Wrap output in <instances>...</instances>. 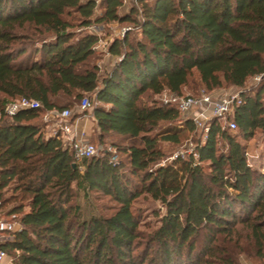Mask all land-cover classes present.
Returning a JSON list of instances; mask_svg holds the SVG:
<instances>
[{"label": "trees", "instance_id": "obj_1", "mask_svg": "<svg viewBox=\"0 0 264 264\" xmlns=\"http://www.w3.org/2000/svg\"><path fill=\"white\" fill-rule=\"evenodd\" d=\"M123 3L102 0L96 15V0H0V214L21 226L0 246L16 264H264V171L244 142L264 131V0H138L128 14ZM112 22L132 28L102 74L101 37L87 28ZM225 86L242 95L237 132L213 118L197 157L162 164L163 143L198 129L158 97ZM86 94L102 149L78 160L43 117ZM20 97L42 105L6 114ZM81 192L113 211L81 218ZM143 195L165 208L147 233L134 208Z\"/></svg>", "mask_w": 264, "mask_h": 264}, {"label": "built area", "instance_id": "obj_2", "mask_svg": "<svg viewBox=\"0 0 264 264\" xmlns=\"http://www.w3.org/2000/svg\"><path fill=\"white\" fill-rule=\"evenodd\" d=\"M96 1L99 3L101 0ZM125 31L126 29H124L123 34L126 33ZM257 78L261 79L262 76H257ZM161 99L165 103L176 105L182 115L186 119H191L205 137L210 130V121L213 118L220 119L224 128L227 127L231 131L237 129V123L233 117L237 106L242 103L240 91L225 93L221 96H214L205 90H202L198 95L188 94L181 96L166 93ZM41 105L40 101L33 98L20 97L10 101L4 111L8 115H15L21 110L38 108ZM77 107L82 112L89 111L93 108V101L89 96H85ZM1 114L2 111L0 110V117ZM44 119L47 122H54L53 131L48 136H55L62 140L65 146L70 147L74 151L78 160L99 155L102 147L91 142L86 132L82 131L79 133L78 118H74V111L71 108L48 111ZM195 149L188 154L184 152L175 153L171 161L179 156L186 159L192 153L197 157ZM165 163L163 162L162 164ZM20 229L21 226L18 223L12 224L0 214V241L13 240L15 238L14 233ZM15 259V256L9 254L7 250L0 246V264H16Z\"/></svg>", "mask_w": 264, "mask_h": 264}, {"label": "rangeland", "instance_id": "obj_3", "mask_svg": "<svg viewBox=\"0 0 264 264\" xmlns=\"http://www.w3.org/2000/svg\"><path fill=\"white\" fill-rule=\"evenodd\" d=\"M102 0L97 5L96 15H99L102 13L103 8L101 6ZM134 5H139L138 0H124L123 7L121 11L123 13H130L131 9ZM132 28L127 23H119V22H112V23H98L93 24L92 26H89L87 28L88 31H91L93 33L98 34L101 39L97 46V53L100 56L98 60V64L101 67V73L106 74L107 67L109 64H113V61H117L119 57L113 58L111 61H106L105 56L107 51H109V46L112 43V41L119 37H124L125 34H123L124 29L129 30ZM109 68V67H108ZM262 79L257 78V76L250 77L246 83V87H254L258 85L261 82ZM234 91H240V89H237L235 87L225 86L221 89H218L215 91V95L230 93ZM195 91L193 90H185L184 95L192 94ZM167 92H165L162 96H164ZM85 96H88L86 94ZM162 96H159L158 98H162ZM90 97V96H89ZM92 100V99H91ZM146 100V99H145ZM78 105L75 104L71 106V109L74 111V118L76 116H80L79 118H86L87 120V127H86V134L94 142L97 146H99V140L97 139V130L95 131V126L93 125V117L91 115L92 111H87V113L82 112L78 110ZM181 119L185 121V117L181 115ZM43 122L45 123L44 132L48 136L49 133L53 131L54 128V122L45 121L43 117ZM182 125V124H180ZM233 133L237 132V129L232 131ZM205 135L200 131H188L186 132L182 142L180 144L174 145V144H168L163 143L165 149L167 150L168 154L167 157L163 160V162H170L171 158L175 153L178 152H184L185 154H188L192 152L196 148L197 142L200 140H204ZM107 140V144L105 147H108L112 151H115V149H112V141ZM115 141V140H114ZM246 143L247 148V156H248V162L249 164L258 170L264 171V131H258L254 138L244 141ZM110 150V151H111ZM162 162V163H163ZM11 192H9L10 194ZM11 195V194H10ZM78 203L81 206V218H87L91 215L92 212H103L105 214H108L113 211L114 203L110 201L108 198H99L95 199L93 196L91 198V201L88 202L87 198L84 196V194L81 192L78 196ZM11 203L10 205H12ZM9 205V206H10ZM94 205V207H93ZM7 206L3 213H6V210L9 208ZM96 208V209H94ZM134 208L140 215L141 220V226L140 229L147 233L151 232L154 229H156L160 225V219L163 213L165 212L164 206L161 204L160 201L154 200L150 195H143L141 196L135 203ZM2 217L9 220L12 224H16L17 222H14L12 217H8L6 215H2ZM6 241H0V243L4 244ZM244 261V264H255L252 260H248L247 257L242 258ZM264 261V260H263ZM261 264V263H259Z\"/></svg>", "mask_w": 264, "mask_h": 264}, {"label": "crops", "instance_id": "obj_4", "mask_svg": "<svg viewBox=\"0 0 264 264\" xmlns=\"http://www.w3.org/2000/svg\"><path fill=\"white\" fill-rule=\"evenodd\" d=\"M113 58H115L109 51H107V53H106V56H105V60L106 61H111ZM115 62H116V60L115 61H113V64L111 63V64H109V68L108 69H111L112 67H113V65L115 64ZM214 96H221V95H223V94H220V95H215V92H213L212 93ZM87 119L84 117V118H78V129H79V133L80 132H82V131H84V132H86V127H87V121H86ZM93 121H94V123H93V125L95 126V131L97 130V122H96V120H95V118L93 117ZM2 243H0V245H1Z\"/></svg>", "mask_w": 264, "mask_h": 264}]
</instances>
